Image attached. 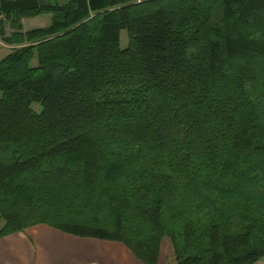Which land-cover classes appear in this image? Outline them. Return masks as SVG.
I'll return each mask as SVG.
<instances>
[{
    "label": "trees",
    "instance_id": "trees-1",
    "mask_svg": "<svg viewBox=\"0 0 264 264\" xmlns=\"http://www.w3.org/2000/svg\"><path fill=\"white\" fill-rule=\"evenodd\" d=\"M0 16V239L46 225L142 264L166 238L171 264L264 257V0H0Z\"/></svg>",
    "mask_w": 264,
    "mask_h": 264
},
{
    "label": "crops",
    "instance_id": "crops-1",
    "mask_svg": "<svg viewBox=\"0 0 264 264\" xmlns=\"http://www.w3.org/2000/svg\"><path fill=\"white\" fill-rule=\"evenodd\" d=\"M44 17L47 18H44L41 24H39L41 17L24 19L22 21L23 30L47 27L50 18L49 16ZM261 263H263L262 258L253 264ZM0 264L142 263L120 243L78 238L46 225H37L0 239Z\"/></svg>",
    "mask_w": 264,
    "mask_h": 264
},
{
    "label": "rangeland",
    "instance_id": "rangeland-1",
    "mask_svg": "<svg viewBox=\"0 0 264 264\" xmlns=\"http://www.w3.org/2000/svg\"><path fill=\"white\" fill-rule=\"evenodd\" d=\"M49 1H50V3L57 2L59 4H65L68 0H49ZM140 1H142V0H140ZM39 17H41L39 19L40 20L39 24H41V23H43L42 20L45 17L44 16L43 17L39 16ZM35 22H37V21H35ZM127 45H128L127 33H126V31L122 30L120 32V36H119V46H120L121 49H124V48L127 47ZM10 51H11L10 48L1 49L0 50V59L2 57H4L5 55H7ZM34 108L37 109V107H34ZM2 225H3V222L0 219V228L2 227ZM159 257H160V260H159ZM158 260L160 261L159 264H171V263H173L174 256H173V252H172V247H171L170 241L167 238L163 239L162 242H161L160 250H159V254H158ZM158 260H157V264H158ZM262 260H263V263H261V264H264V258H262Z\"/></svg>",
    "mask_w": 264,
    "mask_h": 264
},
{
    "label": "built area",
    "instance_id": "built-area-1",
    "mask_svg": "<svg viewBox=\"0 0 264 264\" xmlns=\"http://www.w3.org/2000/svg\"><path fill=\"white\" fill-rule=\"evenodd\" d=\"M1 20H2V17L0 16V50L1 49H8V48L11 49V47L6 45V43L2 40V36H1Z\"/></svg>",
    "mask_w": 264,
    "mask_h": 264
}]
</instances>
